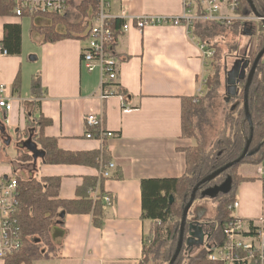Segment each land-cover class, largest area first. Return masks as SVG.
I'll return each instance as SVG.
<instances>
[{"label": "crops", "instance_id": "crops-1", "mask_svg": "<svg viewBox=\"0 0 264 264\" xmlns=\"http://www.w3.org/2000/svg\"><path fill=\"white\" fill-rule=\"evenodd\" d=\"M82 3L70 0L68 23L83 19L78 9ZM185 10L184 0H109L111 16L123 25H131L128 32L119 30L115 49L120 61L116 87L127 95L109 99L101 98L100 71L90 73L83 64L82 49L87 39L46 41L35 27L51 26L47 17L0 16L2 46L7 25L22 27L21 55L0 56V87L13 105L8 114L0 109L2 139L10 144L13 132L25 136L29 118L44 117L51 124L43 134L57 139L60 149L90 152L103 149L106 143L109 165L115 164L111 178L102 182L101 169L109 165L92 168L44 164L41 150L37 151V146L26 138L24 145L29 151L23 153L35 157L32 161L37 163L38 177L61 179V199L94 198L102 184L112 200L105 207V226L101 229L93 225L91 215L62 213L50 232L56 251L35 264L143 262L150 222L143 220L142 182L182 178L187 169L184 151L197 145L196 140L183 136V99L203 94L208 62L200 40L192 33L193 27L182 21ZM86 15L90 16L88 21L94 19L91 9ZM143 16L163 17L167 22L139 29L137 19ZM58 30L65 34L67 28L61 25ZM35 76L41 77L36 94ZM16 81L20 82L17 91ZM87 115L102 116L103 129L116 136L104 142L88 139L84 121ZM2 175L4 171L0 170ZM93 181H97L95 188L88 185ZM255 187L249 182L239 187V217L243 219L264 215L261 182L255 202L248 201Z\"/></svg>", "mask_w": 264, "mask_h": 264}, {"label": "trees", "instance_id": "trees-1", "mask_svg": "<svg viewBox=\"0 0 264 264\" xmlns=\"http://www.w3.org/2000/svg\"><path fill=\"white\" fill-rule=\"evenodd\" d=\"M197 2L198 0H192ZM240 8L237 14L242 17L253 15L251 5L247 0H239ZM257 13L264 17V0H252ZM70 3V2H69ZM16 8L15 0H0V16H13ZM78 9L82 12L83 19L78 23H68L65 17L46 16L51 20L52 25L48 27L36 28L42 35L46 36V41L57 42L65 39L88 38L86 14L89 9L96 17L99 9L98 0H86ZM198 14L202 15L199 8ZM64 25L67 28L65 34L59 33L58 27ZM121 20H114L112 28L118 36L122 28ZM257 34L255 31L245 29L242 21L217 23L215 21L197 20L194 22L192 33L207 47L214 51L213 68L214 74L206 80L208 89L204 97L183 99V136L195 139L197 145L184 151L187 161L185 175L180 179H155L142 182L143 195V220L151 224L150 237L145 240L144 258L141 264H146L149 260H161L165 264H170L180 238V227L183 212L188 205L194 188L206 177L217 170L236 161L243 154L247 142L252 133V127L245 111V88L247 77L258 54L264 49V24L258 23ZM257 35L256 52L249 58L250 66L246 71V79L240 80L235 96L231 97V106L224 116L223 128L217 135L210 148L203 146L197 137L193 122L203 120L213 111L216 105V98L223 82L222 75L226 76L228 83L229 68L227 59L237 57L241 48V40ZM85 34V35H84ZM3 48L8 54L20 56L22 53V27L20 25H7L5 27V38ZM261 76V77H260ZM41 84V77L35 76L33 79V91L37 93ZM117 86V85H116ZM20 88V82L16 81L14 89ZM117 95L126 97L127 93L117 87ZM249 111L253 121L254 139L248 156L238 165L222 173L215 180L202 185L196 195L195 203L198 200L211 199L219 203V215L214 220L202 219L200 222L205 227L209 238V243L224 242L223 231L226 224L231 219L230 206L236 201L230 197L232 191L239 189L243 182L248 179L240 176L238 167L244 162H251L260 165L263 159L264 147V63L260 61L254 80L251 84L248 96ZM51 124L49 119L44 117L29 118L25 132L34 131L30 144L40 147L43 163L48 165H80L92 168L107 167L110 163V152L105 143L101 150L90 152H68L59 148L57 139L48 138L43 134L44 129ZM200 125V123L198 122ZM41 129L37 133L38 129ZM26 137V136H25ZM27 138V137H26ZM256 156V158H255ZM34 156L19 151L18 160L30 162ZM20 185V207L18 220L21 228L24 247L21 253L10 258L5 264H35L36 261L46 259L52 254L51 245L45 253L39 242L48 241L51 229L59 216L64 215H91L93 225L97 228L105 226V207L107 206L102 196L106 193L101 184V189L97 199L84 198L82 200H63L60 197L61 179L37 177L25 180L17 177ZM230 180V190L228 193L220 192L216 197L208 196L205 193L213 188L221 187ZM102 182L104 181L101 180ZM95 188L97 181L88 184ZM174 198V203H172ZM194 203V204H195ZM192 209L189 212L186 226L185 242L183 249L175 264H212L209 261V249L201 250L195 255L192 251L195 247H190L187 243L189 238V226L197 221V216L191 218ZM63 221H61V225ZM220 234V237L217 235ZM37 240V241H36ZM39 240V242H38Z\"/></svg>", "mask_w": 264, "mask_h": 264}, {"label": "built area", "instance_id": "built-area-1", "mask_svg": "<svg viewBox=\"0 0 264 264\" xmlns=\"http://www.w3.org/2000/svg\"><path fill=\"white\" fill-rule=\"evenodd\" d=\"M99 9L92 21H86L88 29L87 46L82 49V60L88 72L100 71L102 82V99H109L117 95L116 81L118 80L120 61L115 53L118 36L112 28L115 20L109 13V0H98ZM185 1V15L182 18L188 27L192 28L197 20L215 21L217 23L242 21L244 27L250 31H258V23H263L264 17L255 14L242 17L237 14L240 8L239 0H192ZM70 0H16L14 16L23 17H65L68 13ZM199 8L202 15L198 14ZM179 22V20H176ZM167 19L156 16H143L137 19V27L143 29L149 25L166 23ZM264 24V23H263ZM131 25L126 22L122 26L123 32H128ZM205 61L213 59L214 51L208 50L202 43ZM8 52L0 44V56H7ZM0 109L10 113L13 105L6 96V90L0 87ZM126 109V108H125ZM128 111V109H126ZM87 126L86 137L104 142L114 138L112 131L103 129V118L100 115H87L84 119ZM115 164L101 169L102 179L111 178V171ZM259 180L264 194V147L263 159L259 166ZM20 185L17 176H0V261L6 263L10 258L22 252L24 242L18 220L20 207ZM100 192V191H99ZM99 192L94 198L97 199ZM108 206L112 200L109 195L102 196ZM240 208L239 200L230 206L231 219L223 231L224 242L210 243L209 261L212 264H264V215L258 219H243L237 215Z\"/></svg>", "mask_w": 264, "mask_h": 264}, {"label": "rangeland", "instance_id": "rangeland-1", "mask_svg": "<svg viewBox=\"0 0 264 264\" xmlns=\"http://www.w3.org/2000/svg\"><path fill=\"white\" fill-rule=\"evenodd\" d=\"M83 1L85 0H74L76 4L82 3ZM80 13L82 14L81 11ZM88 17L90 16L86 15L87 19H85V21L88 20ZM256 34L255 36H247L243 38L241 40L242 48L238 56L229 57L227 59L228 68L230 72L233 71L238 61H243V60L249 61V58L255 54L256 46H257V35ZM263 63H264V58H263ZM206 68L208 70L206 79H208L210 76L214 74L213 59L208 61ZM222 77H223L222 86L220 90L218 91L217 98H216V105L213 108V111L208 116H205L203 120L199 121L196 119L193 122L194 131L197 137L201 140L203 146H205L206 148H210L212 146L217 135L222 130L224 116L228 112L229 107L232 105L230 102L231 96L229 95V89H228L229 85L227 83L226 76L222 75ZM207 91L208 89L206 87V81H205L203 85V94L201 96L204 97ZM198 122L200 123V125L198 124ZM34 134H35L34 131H31L30 133L25 134L29 142H32V137L34 136ZM25 136L18 137V135L13 132L10 136L11 143L7 144L6 143L7 140L2 139L0 135V170L4 171V175L2 176H9L10 175L9 173H11L12 175L21 177L25 180L38 177L37 163H35L34 161L22 162L17 159L19 151L21 149L22 151H26V152L29 151L28 148L24 145L26 141ZM39 150H40V147H37V151ZM259 166L260 165H256L251 162H244L238 167V170H237L240 176L248 179L247 182L256 186L255 187L256 190L254 189V192H253L254 194H251V196L248 198V201L252 203H254L256 200L257 186L260 182ZM230 197L235 198V200H239V197H240L239 189H237L236 191H232V193L230 194ZM219 212H220L219 203L206 198L203 200H198L194 204L190 217L195 218V216H197L196 218L198 219V216L201 215V220L202 219L214 220L218 217ZM237 215L239 216V210L237 212ZM148 225H150V228L147 233V239L150 237V229H151V224L148 223ZM219 235L220 234H218L217 237H220ZM39 243L45 253L48 251V249H50L49 245H51L52 249L50 250L52 253L56 251V246L54 245L52 241L51 233H50L48 241L47 240L43 242L41 241ZM209 248H210V243L209 241H206L204 245L196 246L193 249L191 254L195 255L201 250H207ZM146 264H165V263L162 262L161 260H149L147 261Z\"/></svg>", "mask_w": 264, "mask_h": 264}, {"label": "water", "instance_id": "water-1", "mask_svg": "<svg viewBox=\"0 0 264 264\" xmlns=\"http://www.w3.org/2000/svg\"><path fill=\"white\" fill-rule=\"evenodd\" d=\"M249 2V4L251 5V8L253 10V13L255 14L256 17L258 18H262L256 11L255 6L253 5L252 0H247ZM264 23V21H263ZM247 36H251L252 33L249 32L246 34ZM264 58V49L258 54V56L256 57L252 68L250 70V73L248 74L247 77V84H246V88H245V111H246V116L247 119L249 121L250 126L252 127V133H251V137L249 139V141L247 142V145L245 147V150L243 152V154L241 155V157L239 159H237L236 161L226 165L225 167H222L221 169L217 170L216 172H214L213 174L209 175L208 177H206L205 179H203L195 188L194 191L192 193L191 199L188 203V205L185 207V210L183 212V218H182V222H181V227H180V238H179V242H178V246L176 249V252L170 262V264H175L182 249L184 246V242H185V234H186V226H187V219H188V215L189 212L191 211V209L194 206L195 200H196V195L197 192L199 190V188L202 185H205L213 180H215L217 177H219L222 173L226 172L227 170L231 169L232 167L240 164L249 154L253 139H254V135H253V121H252V117L249 111V103H248V96H249V90L251 87V84L254 80L257 68L259 66L260 61ZM244 61H238L233 69L232 72L229 73V79H228V85H229V95L235 96L236 91H237V86L240 82V80H244L246 79V71L248 69V67L250 66V62L246 61L244 63V65H242ZM239 67H241L242 69V73H241V77L240 80L238 82L235 81V73L238 71ZM31 150L33 152H35V148H31ZM36 154V153H35ZM37 156V155H36ZM230 189V180H228L225 184H223L221 187L218 188H213L208 190L205 194L208 196H212V197H216L220 192L223 193H228ZM172 203H174V198H172ZM201 215L198 216V219L195 223L191 224L189 226V238H188V245L190 247H196V246H200V245H204L206 241L209 240V236L207 235L204 226L201 224Z\"/></svg>", "mask_w": 264, "mask_h": 264}, {"label": "flooded vegetation", "instance_id": "flooded-vegetation-1", "mask_svg": "<svg viewBox=\"0 0 264 264\" xmlns=\"http://www.w3.org/2000/svg\"><path fill=\"white\" fill-rule=\"evenodd\" d=\"M244 61V60H243ZM246 61H244L243 63H242V65H244V63H245ZM242 68L241 67H239V69H238V71L235 73V81L236 82H238L239 80H240V77H241V70ZM230 190V189H229ZM204 229H205V227H204ZM206 230V229H205Z\"/></svg>", "mask_w": 264, "mask_h": 264}]
</instances>
